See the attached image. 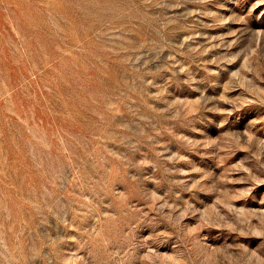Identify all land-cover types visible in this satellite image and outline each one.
Masks as SVG:
<instances>
[{"label":"rangeland","instance_id":"1","mask_svg":"<svg viewBox=\"0 0 264 264\" xmlns=\"http://www.w3.org/2000/svg\"><path fill=\"white\" fill-rule=\"evenodd\" d=\"M0 264H264V0H0Z\"/></svg>","mask_w":264,"mask_h":264}]
</instances>
